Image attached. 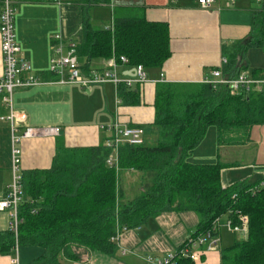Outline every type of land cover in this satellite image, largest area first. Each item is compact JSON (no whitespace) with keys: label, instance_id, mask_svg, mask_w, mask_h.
I'll use <instances>...</instances> for the list:
<instances>
[{"label":"trees","instance_id":"obj_1","mask_svg":"<svg viewBox=\"0 0 264 264\" xmlns=\"http://www.w3.org/2000/svg\"><path fill=\"white\" fill-rule=\"evenodd\" d=\"M111 26L85 21L78 57L88 63L125 57L129 66L147 72L161 70L171 58L170 26L149 20L145 6L115 8ZM247 48L264 51V4L253 14L252 34L242 53ZM236 66V58L230 59L223 71L236 78L241 74ZM118 88L125 104L140 105L138 91ZM154 109L151 141L145 137L142 146L122 145L116 167L107 164L111 152L104 144L73 150L59 144L62 164L23 174L22 223L17 239L11 229L0 233V255L13 256L18 243L19 248L42 250L29 264H62L60 257L75 262L79 256L74 249L116 257L118 245L112 239L118 231L144 227L164 213L192 212L200 221L192 236L209 231L217 219L238 225L246 217L247 236L220 250L221 264H264V187L251 191L259 182L224 187L225 165L191 161L210 127L217 130L219 147L247 145L252 128L264 125V91L234 94L226 86L159 83ZM126 172L144 177L143 192L132 200L123 194ZM176 264L195 263L179 259Z\"/></svg>","mask_w":264,"mask_h":264},{"label":"crops","instance_id":"obj_2","mask_svg":"<svg viewBox=\"0 0 264 264\" xmlns=\"http://www.w3.org/2000/svg\"><path fill=\"white\" fill-rule=\"evenodd\" d=\"M64 4L71 7L68 17L82 18L79 45L83 42L85 21L95 27L108 28L112 24L115 8L145 6L149 20L169 24L172 56L161 70L146 71L149 82L132 87V90L138 91L140 105L125 104L119 96V88L112 83L91 90L75 85H58L60 76L51 74L49 67L54 57L52 38L59 34L61 28L62 8L52 0L19 1L15 21L20 56L31 65L35 76L44 82L38 87L19 89L13 95V110L17 113L19 134L28 127L59 129L58 136L39 137L20 144L22 175L32 171H51L53 167L62 164V159L57 160L59 144L67 150L90 149L102 144L106 146L113 139V133L108 128L116 123L121 127L142 128L147 138L155 119V91L159 83L199 84L209 78L213 70L222 68L223 71L228 61L235 58L238 72L264 78V51L247 48L242 53L252 34L253 14L261 8L264 0H216L208 9L202 8L199 0H110L109 5L66 0ZM78 59L81 69L91 72L108 70L112 61L97 59L88 63ZM223 60L227 64L223 65ZM134 68L118 63L116 71L120 79H125ZM2 74L0 40V78ZM223 75L229 77L224 71ZM6 114L7 110L0 98V117ZM109 150L112 154L113 151ZM191 161L210 164L219 162L225 165L222 172L224 187L236 183L257 184L264 176V125L253 127L250 142L238 147H219L217 130L210 127L203 142L192 154ZM12 181L11 129L8 123L0 121V195L7 193ZM143 181L141 174L124 173L121 182L124 196L132 200L141 194ZM154 221L157 231L154 230L156 232L150 235L152 241H149V246L162 256L170 253L171 248H180L188 236L198 229L200 222L192 212L164 213ZM154 224L152 226L155 228ZM141 228L123 236L122 243L120 241L117 244L118 253H121L116 257L74 249L79 256L78 260L74 262L60 257L61 263L146 264L132 251L131 254L122 253L126 251L123 246L138 244L141 241L140 235L145 236L144 233L139 235ZM10 229L8 214L0 212V233ZM220 237V250L238 241V236L227 228H221ZM32 253L31 257H22L28 259L27 264L37 259L42 250L37 248ZM12 259L13 256L0 255V264H12ZM197 264H221L220 251L205 255Z\"/></svg>","mask_w":264,"mask_h":264},{"label":"built area","instance_id":"obj_3","mask_svg":"<svg viewBox=\"0 0 264 264\" xmlns=\"http://www.w3.org/2000/svg\"><path fill=\"white\" fill-rule=\"evenodd\" d=\"M21 0H0V40L1 51L3 57V74L0 78V98L7 110L5 116L0 117L1 122L9 124L11 129V154H12V172L13 181L5 195H0V212L7 213L11 220V230L18 236V228L22 223L19 216L20 207L25 201V192L23 187V177L20 171L22 151L18 146L25 140L35 139L39 137L58 136L59 129H36L26 128L22 134H19V127L16 124L17 113L13 110V95L19 89L33 88L42 85V82L35 76L31 65L20 56L21 49L16 38V12L17 4ZM259 2L263 0H257ZM58 7L64 6V0H52ZM216 0H199V5L208 9ZM112 28V26L110 27ZM52 51L54 57L51 59L49 72L59 75L58 85H75L85 90H91L93 87L112 83L116 87L125 85L132 88L134 85H143L149 82L146 70L143 66H137L131 75L125 79H120L116 68L118 63L128 64L125 57L112 58L110 67L103 72L85 73L79 64L77 55V45L72 41H64L61 34H57L52 38ZM227 64L223 60V65ZM202 84L212 85L214 88L219 86L228 87L232 93L237 94L245 92H263L264 78H254L247 73H241L236 78H225L222 68L213 70L210 77L206 78ZM113 133L112 141L107 143V148L113 153L109 156L107 164L111 167L117 166L119 148L128 144L130 146H142L145 143L146 132L142 128L121 127L114 124L108 128ZM113 155L115 156L113 159ZM264 187V176L257 186L251 191ZM222 227H226L234 234H243L245 237L248 232V219L240 218L238 225H233L231 221L226 220L222 223L221 219H217L212 228L198 236H188L186 241L178 248L175 253H168L162 259L146 258L143 259L146 264H176L179 259H190L197 264L205 255L220 251L221 237L220 231ZM123 231H118L112 242L118 244ZM18 243L14 248L12 264H20L18 257ZM123 255L128 254L127 251L122 252Z\"/></svg>","mask_w":264,"mask_h":264},{"label":"rangeland","instance_id":"obj_4","mask_svg":"<svg viewBox=\"0 0 264 264\" xmlns=\"http://www.w3.org/2000/svg\"><path fill=\"white\" fill-rule=\"evenodd\" d=\"M65 1L66 0H64V2ZM70 8L71 7L67 4H64V6L62 7V23H61V28H59L58 33L62 35L64 41H72L78 46L79 42L81 40V36H82L81 35L82 34V24H81L82 18H80L78 16L68 17ZM152 135H153V133L151 131V133H149V135L146 139L147 140L150 139V141H151ZM20 147L21 146L19 145L18 148H20ZM114 157L115 156L113 155V159H114ZM154 223H155L154 220H150L148 223V226H144L143 228H141L142 231L139 232V235L144 233L145 236L140 235L141 241L138 244H135V245L128 244V246L127 245L123 246V249L126 250L128 252V254H131V251H132V253H135L141 259H146L148 257L153 258V259H157V258L162 259L163 257L167 256V254L164 256L159 255L156 251H152V247L149 246L150 245L149 241H152V238H150V235H152V233H155L157 231L156 224H154ZM222 223H224L223 219H222ZM153 224L155 225V228L152 226ZM222 229H226V228L222 227ZM154 230H156V231L154 232ZM135 231H137V230H128V231H126L127 233L123 232L121 234V237H120L121 243H122L124 235H126L128 233H134ZM145 233H147V234H145ZM148 233H150V234H148ZM235 235L238 236L237 237L238 241L239 240L242 241L245 239V236L243 234H235ZM118 247H119V245H118ZM36 249L37 248H35V247L18 248V257H20V264H27L28 259H25V258L22 259V257H31V254H33L32 251H34ZM175 251H176V249L171 248L170 253L174 254ZM215 252H218V250ZM39 253H40V251H39ZM119 253H121V251ZM119 253H118V255H119ZM120 256H121V254H120ZM127 257H129V256L127 255Z\"/></svg>","mask_w":264,"mask_h":264}]
</instances>
